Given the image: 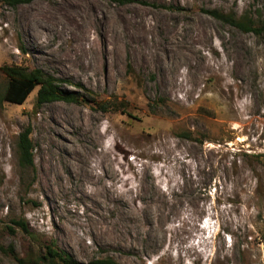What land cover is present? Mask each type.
Returning a JSON list of instances; mask_svg holds the SVG:
<instances>
[{
    "label": "rangeland",
    "instance_id": "rangeland-1",
    "mask_svg": "<svg viewBox=\"0 0 264 264\" xmlns=\"http://www.w3.org/2000/svg\"><path fill=\"white\" fill-rule=\"evenodd\" d=\"M84 10L89 23L71 20ZM205 10L264 22V0H0V97L1 68L21 66L78 98L39 106L36 86L0 100V264H18L9 247L34 258L50 240L82 263L264 264V32ZM167 46L170 59L143 65ZM81 152L100 182L83 181ZM18 218L31 235L9 231Z\"/></svg>",
    "mask_w": 264,
    "mask_h": 264
},
{
    "label": "trees",
    "instance_id": "trees-1",
    "mask_svg": "<svg viewBox=\"0 0 264 264\" xmlns=\"http://www.w3.org/2000/svg\"><path fill=\"white\" fill-rule=\"evenodd\" d=\"M24 0H7L11 6L23 2ZM205 13L216 20L228 23L243 32H252L256 35L264 32V22L256 25L248 16L241 19L229 13H222L217 10H205ZM24 51L22 47L19 48ZM2 71L5 73L9 82L4 89V93L0 100L14 101L17 103L24 102L28 94L38 86L36 92V104L41 106L46 103L55 101H63L69 103H77L78 98L75 94L69 93L59 87L61 79L45 74L40 69L26 70L21 66H3ZM31 128L27 126L18 134L17 153L18 166L22 171L32 169L34 166V146L30 138ZM14 227H8L13 232L19 229L21 232L31 235L28 225L21 218L12 220ZM2 249V248H0ZM11 256L18 264H117L111 257H104L92 260L88 263L77 261L67 253L60 249L55 241L50 240L43 249H40L34 258L17 256L12 247L7 248ZM3 251L5 249H2Z\"/></svg>",
    "mask_w": 264,
    "mask_h": 264
},
{
    "label": "bare ground",
    "instance_id": "bare-ground-1",
    "mask_svg": "<svg viewBox=\"0 0 264 264\" xmlns=\"http://www.w3.org/2000/svg\"><path fill=\"white\" fill-rule=\"evenodd\" d=\"M67 13V12H66ZM70 16H72V18H71V20L72 21H74L75 20V18L76 19H80V18H85L86 20H87V22L89 23V19H88V11L87 10H84V11H80V13H77L76 15H72V14H70ZM68 20H69V18H68V15H66L65 13H62L61 14V16H60V18H59V24H57V23H54V24H57L58 25V28H56L55 30H54V32L56 33V34H58V35H60L61 33H63V32H66V31H68V29H67V25H68ZM137 31H138V35L141 37V39L142 38H144V41H145V39H146V35L149 33V30H148V23L146 22V20L144 19V20H142V21H139V22H137ZM42 29H44V27L42 26ZM136 32V31H135ZM136 35V34H135ZM149 39H147V41H148ZM142 41V40H141ZM203 41V40H202ZM193 42V41H192ZM200 42V41H199ZM145 43V42H144ZM147 43V42H146ZM188 43V42H187ZM141 44H142V42H141ZM183 44V43H182ZM190 44H192V43H190ZM189 44V45H190ZM200 44V43H199ZM147 45V44H146ZM169 45H171V44H169ZM187 45V44H186ZM193 45V44H192ZM195 45V44H194ZM145 46V45H144ZM185 47H187V46H185ZM197 47V46H196ZM180 48H182L183 49V47H180ZM188 48V47H187ZM174 49V48H173ZM191 49H192V47H191ZM148 50V49H147ZM147 50L145 49V51L147 52ZM185 50V49H184ZM193 50V49H192ZM142 51H143V49H142ZM181 51V50H180ZM180 51H175V52H177L178 53V55H180ZM194 51V50H193ZM137 52V51H136ZM141 52V51H140ZM185 52V51H184ZM187 52V51H186ZM138 53V52H137ZM136 53V54H137ZM173 53H174V50H172L171 49V47H169V46H167V47H163V49H162V53L160 52V53H157L156 51H154V50H152L151 52H147L146 53V56L144 57V61H143V65L144 66H147V64H149V61H155V62H157V63H161V60H164V61H162V63L163 62H165V60H168V59H170L171 57H172V55H173ZM188 53V52H187ZM186 53V54H187ZM139 54V53H138ZM181 54H183V53H181ZM145 55V54H144ZM176 56V55H175ZM183 56V55H182ZM134 57V56H133ZM186 57H188V56H186ZM143 58V57H142ZM142 58H140V59H142ZM174 58V57H173ZM180 58V57H179ZM175 59V58H174ZM182 59V58H181ZM180 59V60H181ZM137 61V59L135 60V62ZM168 62V61H167ZM174 62V61H173ZM142 64V63H141ZM173 64V63H172ZM158 65V64H157ZM162 65V64H161ZM164 65H165V63H164ZM166 66V65H165ZM169 66V65H168ZM174 66V65H173ZM172 66V67H173ZM159 68V67H158ZM162 68H164V67H162ZM172 70V69H171ZM176 70V69H175ZM164 71V70H163ZM167 71V70H166ZM165 72V71H164ZM175 72V71H174ZM171 74H172V72H170ZM170 75V74H169ZM174 76V75H173ZM165 77V76H164ZM167 77H169V76H167ZM175 78V77H174ZM173 78V79H174ZM169 80V79H168ZM172 80V79H171ZM173 81V80H172ZM175 81V80H174ZM173 81V82H174ZM168 82H170V81H168ZM173 84V83H172ZM169 85V84H168ZM171 86V85H170ZM174 86H175V84H174ZM184 87V86H183ZM182 87V88H183ZM172 88H170L169 90H171ZM176 89V88H175ZM178 90L180 91V90H183V91H185V94L188 96V95H190V91H191V86L188 88H186V90L183 88V89H179L178 88ZM176 91V90H175ZM184 96V95H183ZM179 103V102H178ZM96 132V131H95ZM88 133V132H87ZM92 133V132H91ZM91 136V135H90ZM99 137H100V135H99V133H93L92 134V137H89V138H91V142H96L97 141V139H99ZM98 154V153H97ZM75 155V154H74ZM78 157H77V161L79 162V170H80V173H81V175H82V179H83V181H91V180H93V182H95V183H98V182H100V178L98 177V175H93L92 174V169L91 168H89L87 165H86V158H85V156H84V154L81 152L80 153V155L77 153L76 154ZM98 157H99V159H100V165H101V167H104L105 165H104V163H102V161L101 160H104V157H105V154L104 153H99L98 155H97ZM76 158V157H75ZM105 161V160H104ZM102 184V185H101ZM101 184H97V188H96V190H97V192L99 193V192H101V191H104V188L103 187H106L104 184H103V182L101 183Z\"/></svg>",
    "mask_w": 264,
    "mask_h": 264
}]
</instances>
